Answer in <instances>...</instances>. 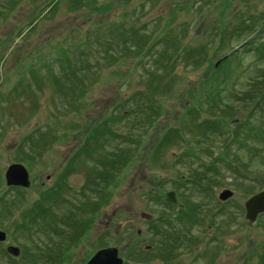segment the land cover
Returning a JSON list of instances; mask_svg holds the SVG:
<instances>
[{
    "label": "rangeland",
    "instance_id": "374dc122",
    "mask_svg": "<svg viewBox=\"0 0 264 264\" xmlns=\"http://www.w3.org/2000/svg\"><path fill=\"white\" fill-rule=\"evenodd\" d=\"M254 36L264 0H0V264H86L110 246L123 264H264V213L251 226L244 206L264 190ZM100 120L116 135L80 151ZM120 148L128 162L103 173ZM16 162L29 187L7 185Z\"/></svg>",
    "mask_w": 264,
    "mask_h": 264
},
{
    "label": "water",
    "instance_id": "95a60500",
    "mask_svg": "<svg viewBox=\"0 0 264 264\" xmlns=\"http://www.w3.org/2000/svg\"><path fill=\"white\" fill-rule=\"evenodd\" d=\"M220 61L217 62L219 64ZM5 180L7 185L10 186H30L29 172L25 165L22 163H11L5 171ZM233 196V191L230 189H223L219 198L226 200ZM166 201L176 202V193L170 190L166 193ZM245 206V218L249 225H254L256 223L257 217L264 213V190L259 191L251 195L244 203ZM141 218L150 220L152 215L146 212L141 213ZM6 239V232L0 230V241ZM150 245H146L144 249H149ZM7 253L13 256H19L21 249L17 245L10 244L6 248ZM124 259L119 255V250L117 247L110 246L99 249L92 257L87 261L86 264H123Z\"/></svg>",
    "mask_w": 264,
    "mask_h": 264
},
{
    "label": "trees",
    "instance_id": "16d2710c",
    "mask_svg": "<svg viewBox=\"0 0 264 264\" xmlns=\"http://www.w3.org/2000/svg\"><path fill=\"white\" fill-rule=\"evenodd\" d=\"M258 33H260V32H258ZM223 34H224V32H223ZM237 35H241V33H238ZM257 38H258V36H254L252 39H250L249 41L246 42V44L244 46L250 45V48L245 49L244 52H249L251 50H253L254 52L257 51V52H259L258 56L261 57L262 59H264V43H260L259 45L255 46V43H256V39ZM219 39H221L220 42H222L221 44L223 45L225 43V37L222 35V37L219 38ZM251 44H252V46H251ZM236 56H237V51L235 50V48H232L229 53L224 54L223 57L221 58V61H220L219 66H217L214 69V71H213L212 74L208 75V77L206 78V80H209V79H214L215 80L216 73H218L219 71H221V69H223V67H226V71H227L228 68L231 67L230 66L231 61H233V59L236 58ZM68 57H69L68 54L64 55L63 56V60L67 59ZM75 77H77V76H75ZM214 80L211 81L212 83L209 82V81L207 82V86L210 83L213 86L212 88L209 89V87H208V89H207V91H208L207 95H209L211 97H212L213 91H214L215 86H216ZM80 90H81L80 93H84L85 88H81ZM213 98H214V96H213ZM263 99H264V91L259 94V100L261 101ZM102 122L103 121L100 120V121H98L96 123H93V124L91 123L90 124V126L86 130V132H84V135H83L84 139H82V143H84L85 146L80 147L79 148L80 151H82V152H87V151L88 152H92L93 150L96 151L97 150V147L96 146H101V148H103V146L105 144H107V142L109 140L112 139V138L108 139L106 137H108V136H115L116 135L115 134L116 132L114 131L113 128H110L109 124L104 125ZM213 123H215V122H213ZM215 125H218L219 126V123L216 122ZM210 127H211V125H210ZM104 135H106V136H104ZM176 135L179 138H181V134L179 132L177 134H175V133L172 132L171 135L164 136V139L162 138V142L160 143V146L157 147V148H155L156 154H158V152H160V150L164 147V145H163L164 144V141H167V143H168L170 141V139L173 138V136L176 137ZM120 149H121V151H118V149H117L118 152L115 155V158L114 157L113 158H110V156L108 154L105 156L103 163L105 165H107V164L110 165L111 164L112 167L111 168H106V167L104 168L103 167L104 168L103 173L108 174V171H109L111 174H113L115 172L116 166L118 164L121 167L123 164H125V163L128 162L129 158L132 156V151H129L128 150L129 153H127L126 152V149L125 150H122L123 148H120ZM103 163H102V165H103ZM258 257H259L260 260H264V252L262 251V252L258 253Z\"/></svg>",
    "mask_w": 264,
    "mask_h": 264
},
{
    "label": "flooded vegetation",
    "instance_id": "af4514ba",
    "mask_svg": "<svg viewBox=\"0 0 264 264\" xmlns=\"http://www.w3.org/2000/svg\"><path fill=\"white\" fill-rule=\"evenodd\" d=\"M42 184H44V183L42 182ZM168 235H169V234L167 233L166 236H168ZM188 237H189V239H191L190 241H195V238H196L195 236H192V237H191V236H188ZM186 238H187V236H186ZM167 239H168V238H167ZM180 241H181V239L179 238L178 242H180ZM171 243H172V242H171ZM172 244L174 245V247H176L175 250L178 249V247H179V246L177 245L178 243H172ZM165 246H166V244H165ZM150 248H151V246H150ZM150 248H149V249H150ZM175 250H174V251H175ZM158 257H159V258H162L161 255H158ZM176 257H177L176 252H174V253L172 252V253H169V254L163 255V258H166V259H162L161 261L164 262V263H166V262L171 263L173 260H175ZM123 263H124V262H123ZM166 264H168V263H166Z\"/></svg>",
    "mask_w": 264,
    "mask_h": 264
}]
</instances>
